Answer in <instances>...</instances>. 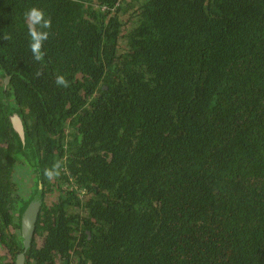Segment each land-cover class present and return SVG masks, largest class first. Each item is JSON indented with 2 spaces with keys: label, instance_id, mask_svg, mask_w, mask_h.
<instances>
[{
  "label": "trees",
  "instance_id": "trees-1",
  "mask_svg": "<svg viewBox=\"0 0 264 264\" xmlns=\"http://www.w3.org/2000/svg\"><path fill=\"white\" fill-rule=\"evenodd\" d=\"M40 186L26 264H264V0H0V264Z\"/></svg>",
  "mask_w": 264,
  "mask_h": 264
},
{
  "label": "water",
  "instance_id": "water-1",
  "mask_svg": "<svg viewBox=\"0 0 264 264\" xmlns=\"http://www.w3.org/2000/svg\"><path fill=\"white\" fill-rule=\"evenodd\" d=\"M7 82V80H5ZM10 122L14 131L19 135L20 139L25 140V128L23 119L18 113H14L10 116ZM33 192V190H32ZM42 186L39 187L38 192L30 200L29 204L25 208L21 218V236L23 239V251L18 254L15 264H26V253L31 247L36 223L38 220L41 204H42Z\"/></svg>",
  "mask_w": 264,
  "mask_h": 264
},
{
  "label": "rangeland",
  "instance_id": "rangeland-1",
  "mask_svg": "<svg viewBox=\"0 0 264 264\" xmlns=\"http://www.w3.org/2000/svg\"><path fill=\"white\" fill-rule=\"evenodd\" d=\"M33 172L28 169H17L14 174V180L18 184L17 192L22 197L28 198L29 195L32 193V186H33ZM54 196H48L46 201L51 203L53 201ZM0 252L4 254L6 251L3 246L0 245ZM6 254V253H5Z\"/></svg>",
  "mask_w": 264,
  "mask_h": 264
}]
</instances>
